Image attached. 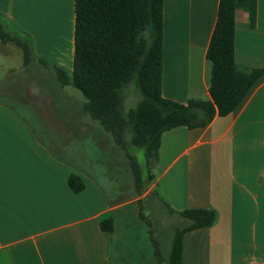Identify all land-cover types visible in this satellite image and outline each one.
<instances>
[{
	"label": "crops",
	"instance_id": "1",
	"mask_svg": "<svg viewBox=\"0 0 264 264\" xmlns=\"http://www.w3.org/2000/svg\"><path fill=\"white\" fill-rule=\"evenodd\" d=\"M218 1L163 0L164 98L185 104L209 97L205 53ZM254 1L253 23L247 10L236 11L234 60L261 68L264 0ZM73 2L0 0L7 31L32 45L30 63L47 60L71 74ZM26 69L0 86V264H131L129 226L152 246L141 252L142 260L163 264L169 254L155 256L153 224L135 207L150 197L170 216L190 208L217 213L213 225L183 234L181 264H264V74L230 113L202 127L164 131L155 174L141 187L133 182L122 146L82 110L79 90L58 81L46 84L35 69L29 81ZM54 91L68 100L63 111ZM113 167L117 179L108 172ZM71 174L84 184L79 192L68 185ZM123 174L126 189L134 190L126 197L122 185L116 188ZM107 218L113 220L111 231L100 226Z\"/></svg>",
	"mask_w": 264,
	"mask_h": 264
},
{
	"label": "trees",
	"instance_id": "2",
	"mask_svg": "<svg viewBox=\"0 0 264 264\" xmlns=\"http://www.w3.org/2000/svg\"><path fill=\"white\" fill-rule=\"evenodd\" d=\"M163 0H74L73 67L70 75L55 67L60 86L71 84L84 97L82 110L111 134L120 146L142 147L148 158H157L161 134L176 126L207 125L214 116H224L237 107L264 66L239 65L234 60L235 14L247 10L255 19L254 0H219L217 18L206 49L211 64L208 98H190L180 104L161 95ZM0 17V40L12 41L22 49L23 63L34 58L31 43L7 31ZM42 65L45 61L39 60ZM132 84L140 93L134 108L124 107V88ZM134 182L138 167L131 164ZM68 185L79 192L84 184L71 174ZM172 211V210H170ZM186 224L174 231L168 260L181 264L182 239L186 231L215 223L211 208L178 211ZM149 225V224H147ZM103 230L113 229V220L101 221ZM150 241L158 256L157 243ZM161 262V261H160Z\"/></svg>",
	"mask_w": 264,
	"mask_h": 264
},
{
	"label": "rangeland",
	"instance_id": "3",
	"mask_svg": "<svg viewBox=\"0 0 264 264\" xmlns=\"http://www.w3.org/2000/svg\"><path fill=\"white\" fill-rule=\"evenodd\" d=\"M2 17V16H0ZM3 20V21H2ZM2 22L5 24V18L2 17ZM20 37L24 38L22 34H18ZM28 40V39H26ZM29 41V40H28ZM30 42V41H29ZM48 65H40L39 63H29L28 65H23V55H22V49L14 42H10L8 44H5V42H2L0 40V86H2L3 82L7 80L8 78H11L14 76L15 73L24 69L27 67V71L25 75L29 79H31V75L29 73L33 72V70H36L37 77H41L43 81H48L51 84L52 82H56V72L55 69L52 68L47 60H45ZM42 68V71H40L38 68ZM17 76V75H16ZM37 78V82H39V79ZM34 79V77H33ZM32 79V80H33ZM27 81V82H29ZM125 99H124V107L125 109L134 108L140 99V93L136 90V88L130 84L126 86L123 90ZM54 98L58 101H62L64 104L63 107L58 110L63 111L65 109V106L68 105L67 99H61L58 95V92L54 91ZM79 95H76V99H80L84 101V97L79 92ZM58 97V98H56ZM59 107V105L57 106ZM59 125L61 127V124H55ZM122 154L123 158L126 157V160L129 161V166L131 164L138 167V185L141 187H144L148 184L149 179L152 177L153 174H155V165L154 160L152 158H148L144 152V149L139 146H135L132 144H125L122 147ZM108 160V155H107ZM124 163H122L123 166ZM131 167V166H130ZM123 168V167H122ZM125 170V168H123ZM109 174L113 175L115 174L116 179L118 172L114 169L113 171H108ZM131 176H134L133 173H131ZM133 180V178H132ZM134 182V180H133ZM118 185H122L123 189V197H126L127 195H132L134 192L133 189L127 188L126 189V180L124 179L123 174V180H121V183L116 184V188ZM135 207L140 209L143 213H145L149 219L146 217L147 221L152 222L153 224V238L155 239L157 243V249L159 256L167 257V254H170L171 250V244L173 239V234L175 229L181 228L184 225V220L182 217L177 216H170L166 210L163 204L159 201L158 198H148L145 200H141L138 203L135 204ZM140 223V222H139ZM136 228V227H135ZM133 229V227L129 226L128 228V234H130L129 238L130 240L127 243V246L130 247L129 250L131 252L130 255V261L131 264H153L151 259H146V261L142 260L141 252L146 249H151L152 246L150 245V242L148 238H143L142 233L139 230V235L137 230ZM139 228V227H138ZM124 250V248H123Z\"/></svg>",
	"mask_w": 264,
	"mask_h": 264
}]
</instances>
